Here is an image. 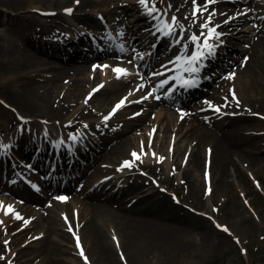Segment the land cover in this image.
<instances>
[{
    "label": "bare ground",
    "instance_id": "obj_1",
    "mask_svg": "<svg viewBox=\"0 0 264 264\" xmlns=\"http://www.w3.org/2000/svg\"><path fill=\"white\" fill-rule=\"evenodd\" d=\"M196 2L204 6L207 0ZM190 6L194 7L193 0H167L165 11L150 19L153 7L146 9L139 0H0V24L11 25L4 29L6 33L0 29V167L11 165L3 153L13 149V138L26 126L34 131L21 133L20 139L28 142L27 150L41 141L47 144L49 134L40 135L39 129L52 119H56V135L68 128L77 131L81 122L97 131L96 137L90 135L88 148L83 146L74 159L66 161L73 168L81 165L82 173L74 176L70 172L49 180L43 170L33 167L32 161L20 160L18 173L8 174L7 182H0V238L7 228L9 233L20 228L17 223L23 219L31 220L34 229L24 241L16 237L17 247L32 248L21 250L19 257V250L6 251L0 240V264H5L3 257L11 264H76L73 256L77 254L84 262L77 259V264H174L172 253L178 249L184 229L195 227L203 233L213 229L208 219L163 190V183L175 174L174 169L183 170L179 181L187 187L184 201L192 207L208 211L218 207L216 216L223 218L232 234L254 227V217L237 206L215 199L212 204L203 186L205 177L222 187L232 183V177L244 178L247 196L260 194L250 183L248 171L258 164L264 166V2L218 0L195 17L193 9L187 10ZM66 9H72L71 13ZM244 10L247 13L239 15ZM152 14L159 13L154 10ZM209 16V25L217 24L216 32L226 33L209 39L217 52L212 63H223L208 79L207 83H214L212 89L201 84L202 90L185 94L191 88L185 81L192 77L197 80L198 74L185 70L189 67L183 64L187 56L178 49L181 45L196 47L191 40L193 34L203 43L210 27L201 25ZM173 17L176 25L171 34L156 38L154 25H150L164 21L167 33ZM102 19L107 22L103 24ZM91 28L90 32L85 30ZM69 30L76 31L81 40L96 43L81 53L73 45L75 39L68 41L70 48L51 41V37L66 35ZM134 36L146 44L154 38L159 41L150 59L148 49L144 54L143 50L141 55L133 54L138 50L130 40ZM230 36L239 40L238 50L229 47L234 42ZM53 46L58 48L51 50ZM39 51L51 52V57L63 63L44 61L37 55ZM131 59L142 66L141 70L130 69ZM232 62H236L234 71L221 78ZM155 64L164 71L150 74ZM119 66L127 75L114 71ZM161 78H165L163 85L158 81ZM148 80L158 96L150 93ZM115 92L119 93L118 101L111 97ZM203 92H208L206 98L192 102L195 94ZM122 100L124 105L109 114V106ZM161 102L179 104L178 109L184 113L177 109L176 115L172 106L159 108ZM204 103L210 105L206 111L199 109ZM190 109L195 111L194 116L188 115ZM217 113L222 116L212 117ZM20 117L26 119L21 122ZM155 129L159 141L154 146ZM142 144L145 147L141 148ZM45 148L36 150L39 158ZM134 152L140 159L133 157ZM182 152L187 158L180 161ZM85 157L87 161L82 160ZM128 160L140 164L141 169L125 167ZM59 169L64 168L61 165ZM116 169L119 176L101 181L102 176ZM15 177L24 185H16ZM66 177L72 178L64 186L58 184ZM58 193L63 194L52 196ZM129 195L133 196L128 199ZM17 213L22 219H16ZM26 226L24 223L21 231ZM72 227L78 233L79 245L71 234ZM226 242V237L218 241ZM81 249L83 256L79 254ZM25 257L28 260L19 263Z\"/></svg>",
    "mask_w": 264,
    "mask_h": 264
},
{
    "label": "rangeland",
    "instance_id": "obj_2",
    "mask_svg": "<svg viewBox=\"0 0 264 264\" xmlns=\"http://www.w3.org/2000/svg\"><path fill=\"white\" fill-rule=\"evenodd\" d=\"M160 1H162L163 5H160ZM218 1V0H216ZM152 2V6L155 7V10L158 13H162L163 11H165V9L167 8V0H151ZM261 2H264V0H261ZM162 6V7H161ZM151 7V5H150ZM194 7L190 6L187 7V10H191ZM248 10H244L241 11L239 13V15L245 14L247 13ZM70 18V17H69ZM253 22H251L252 24ZM143 24V23H141ZM160 24H164V22L162 23H156V29L154 28V32H158V35H156V37H162V33L159 32V25ZM11 26L10 24H8L7 22H4L2 24H0V29H2V31L4 33H6V31L4 30L5 28ZM257 30H254L253 33H255ZM177 33V32H176ZM179 33V32H178ZM10 35H13V32L8 33ZM224 34V33H223ZM181 36V35H180ZM233 38L232 44L230 43L229 47H231L233 50H238L237 46L240 45L239 40H237L236 38H234L233 36H230ZM132 44L136 45L139 42H143L140 45H136L137 46V51H135V55L140 54V51H142L141 53L144 54L145 50H149L150 52L148 53V59L151 58L152 55H154V50L156 49V46L158 45V42H155L154 40H151L149 43L146 44V42H144L142 39H140L138 36H134L131 39ZM138 42V43H137ZM244 44V42H243ZM185 48V45H181V48H179L178 50L181 51ZM232 52V51H230ZM168 54H171L168 53ZM37 55L44 61L47 60H52L55 61V63L57 64H62L63 62L59 59H53L50 56L44 54L42 51L37 52ZM233 56H241L237 55L236 53L233 54ZM145 57V55L143 56V58ZM94 60V59H93ZM92 61V60H90ZM130 61V60H129ZM132 62V63H131ZM130 62V69H135V70H140V67L138 66L137 63H135L134 61L131 60ZM65 63V62H64ZM223 62H220V66L222 65ZM212 65L211 68L209 69V71L205 72V79L202 78L201 83L204 86H208L209 89H212V87H214V83H207L209 80V78L211 77V74H213L215 71L218 70V66ZM236 66V62H232L230 63V65L227 67V69H225L221 75V78L225 77L226 75H228L229 73L234 71V68ZM142 67V66H141ZM120 69V66L117 67ZM162 67L159 65H156L151 69V71L149 72L151 73H159L160 69ZM236 77V75L234 76ZM161 80H163V78H161ZM242 79H239L238 85L240 84V81ZM150 85H151V92L153 94H155L154 92H156L154 90V85L151 84V81L148 80L147 81ZM162 82V81H160ZM4 88V87H3ZM202 86L200 85L199 88L197 89V91L202 90L201 89ZM162 93V92H161ZM108 95V94H107ZM106 95V96H107ZM208 95V92H203L200 93L199 95H194L192 97V102L196 101V100H200L203 98H206V96ZM111 97L113 99H116V101L119 100V93H112ZM3 98L2 97V93L0 90V99ZM190 98V96H189ZM4 104V103H3ZM172 106L174 109H172L175 114L177 115L178 112L179 113H184L183 109H178L179 108V104H175V103H167V102H162L160 107L163 106ZM1 106H4L1 104ZM5 106H8L5 104ZM117 103L114 104L113 106H109L108 112L109 114H112L114 112V109L116 108ZM210 105H205L201 104V106L199 107V109L203 108V111L207 110V108ZM146 107V106H143ZM4 108V107H1ZM6 109V107L4 108ZM178 109V112H177ZM8 110V109H6ZM232 114H235L234 112H231ZM237 114V113H236ZM133 115V114H132ZM155 115V111L153 110L151 112V118L152 116ZM188 115L190 116H194L195 115V111L190 109L188 111ZM131 115H128L127 117H129ZM222 114L217 113L216 115L212 116V117H221ZM184 117V116H183ZM24 118V117H23ZM2 119H3V115H2ZM21 119V117H20ZM20 119H18L19 121H21ZM23 122V121H21ZM54 122H56V119H52L49 121H46V123H44V125L40 128V131H46V128H49L52 124H54ZM176 122V121H175ZM83 122H81L80 124H82ZM83 127L86 128V125H84ZM26 129L22 132H20V135L18 137H14V141H16L17 143V147H15L14 149H12L11 151L8 152V154H4L7 158L11 159V161L14 163V161L16 162V160H18V157H22V153L20 152L24 146H26V140H21L20 137H22L21 133L24 132H28L31 130L30 127L26 126ZM86 130H88L86 128ZM262 132L261 134L264 136V124L262 126ZM32 132H34L33 130H31ZM90 133L92 134V136H97V131L96 129H92L89 128ZM158 130L155 129L152 132L153 135V139H155V136H157ZM162 137H164L162 135ZM16 138V139H15ZM165 139V138H164ZM154 146L156 145V142L159 141L158 137L154 140ZM166 141L167 144H169V137H166ZM148 140L145 141V144L148 145ZM162 144H165V141L162 142L160 141ZM153 143V142H152ZM145 147L144 144L141 145V148ZM173 148V146L171 147ZM149 153V152H147ZM152 154H158V152H153ZM159 156H164L163 154L159 155ZM87 157V156H86ZM86 157L83 158V161H87ZM165 157V156H164ZM186 152L180 155V161L183 159H186ZM26 159V158H25ZM134 162V161H132ZM132 164L131 168H139L140 166L138 164ZM186 165H184L185 167ZM64 169L61 172H65V175L68 176V173H73L74 176H76V174L78 173H82V166L81 165H75L73 169H71L70 166L64 165L63 166ZM12 168V167H11ZM138 169V170H139ZM184 169V168H183ZM174 169L175 174L168 178V182L167 183H163L162 187L164 188V191H167L170 195V197H172L174 200H176L177 202L183 203L185 206H187L188 208H190L191 210H193L195 213H197V215H201L204 216L206 219H208V221L210 222L211 226H212V230H208L206 233L201 232L199 229H196L195 227L189 228V229H184L182 231V233L180 234V245L178 247L177 250H175L172 253V257H173V262L174 264H264V166L262 164H258L257 166H255L252 169H249L248 171V175H249V180L250 183L255 187L258 188L260 191L258 195H253V196H247V192L245 190V179H236L234 177H232V183H225L224 187L216 185L214 182H211L209 180L206 179V177L204 178L205 184L203 186V191L206 193V195H208V197L210 196V199L212 204H215L214 201H212V199L219 200L220 202H229L232 205L237 206L241 211H243L245 214H247L248 216H252L253 220L256 221L254 224V227L250 228L249 231H245V229H243V231L241 230H236L235 234H232L231 229H229V227L227 226L226 222H224L223 218H218L216 215L218 212V207H214V209L208 211L204 208H195L192 207L188 202L184 201V197L186 195L187 192V187L185 185H181L180 181H179V174L183 172V170L179 169ZM115 172H119L118 169L116 170H112L110 172H108L106 175L102 176V180L108 178V177H113V176H119V173H115ZM62 174V173H61ZM61 174H58L59 176ZM73 176V177H74ZM72 177L65 178V182H68ZM116 180V179H115ZM115 180L112 182L114 183ZM61 182L59 181V184ZM66 185V184H65ZM152 186H155V189H158V185H156L155 183L151 184ZM151 185H148L146 188H149ZM76 188V187H75ZM74 191V189H73ZM73 191H69L68 193H72ZM147 192H145L146 194ZM63 193H58V194H53L52 196H58V195H62ZM144 195L140 194V196ZM133 195H129L127 198H131ZM136 200V199H135ZM28 219V218H27ZM24 221L25 224L27 225V229L24 231H21L22 228H24ZM31 220L27 221V220H21L19 221V223H23L22 227H20L19 229H17L15 232L12 233H3L0 240L4 242L5 244V249L6 251H13V248H16L15 252L19 250L18 253V257L20 256V252L21 250H28L30 249L31 246L27 245L26 247L23 246H18L17 247V241H16V237L19 238V241H24L25 238H27L28 235L34 233V229L33 227H31V224L29 223ZM30 224V225H29ZM227 229V231H225L224 229ZM16 235V236H15ZM15 236V238H14ZM26 236V237H25ZM222 237H226V244H219L218 241L222 238ZM8 242V243H7ZM8 244V246L6 245ZM8 247V248H7ZM32 250V248L30 249ZM78 251V250H77ZM79 254L81 255V251L79 252ZM74 255V254H72ZM76 259V264H77V259L81 260V262H83L82 258L80 256L74 255L73 256ZM28 260L26 257L23 258L22 260L19 261V263L21 261H26ZM3 262H5V264H11L7 263L6 259L3 257ZM84 263V262H83ZM28 264H31V261H28Z\"/></svg>",
    "mask_w": 264,
    "mask_h": 264
},
{
    "label": "snow or ice",
    "instance_id": "obj_3",
    "mask_svg": "<svg viewBox=\"0 0 264 264\" xmlns=\"http://www.w3.org/2000/svg\"><path fill=\"white\" fill-rule=\"evenodd\" d=\"M78 2H79V0H77V3ZM139 2L142 5H144L145 7H148V0H139ZM215 2H216V0H207L206 5L200 6V5L197 4L196 0H193V6H194V8H193V16L195 17L197 15V13H201L202 11H207V5L215 3ZM154 10H155L154 7L152 9H150L149 10V15H151L152 11H154ZM71 11H72V9H66V12H68L69 14L71 13ZM213 15H214V13H213ZM172 21H173V24H172V26H168L169 31L166 34H171L174 26L176 25V18L175 17L172 18ZM210 23H211V16H209L208 21L206 23L202 24L201 27L202 28H209V24ZM220 35H221L220 33L216 32V28L215 27L210 28L208 33H207V35H206V38L203 41L202 45L199 43V38L195 34H193L191 36V40H192L193 43L196 44L198 50H197V52L194 55H192L191 57L187 58L184 61L189 66L188 68L185 69L186 71H188L190 73H198L200 71V69L198 67H196L195 65H197L199 63V61L205 56L204 51H202L201 49H206L207 50V55H209V56L212 55L214 53V45L209 43V39H213V38L218 39ZM177 43H179V40L177 41ZM185 48H187V45H185ZM105 67H107V66H105ZM114 71L117 72L118 74L127 75V72L124 69L117 68V69H114ZM118 78H119V75H118ZM185 83L187 84L188 82L185 81ZM195 83H196V81L193 80L192 84L194 85ZM101 87H102V85H101ZM145 99H147V97H145ZM156 99H159V97H156ZM85 103H87V100L85 101ZM123 105H124V101L122 100L120 102V104H118L116 106V109H114V112L112 114H115V110H118ZM215 110L219 111V108H216ZM109 118L110 117H105V120H107ZM181 118H183V117H181ZM132 155H133L134 158L140 159V157L138 156L137 153L134 152V153H132ZM124 166L125 167H131L132 164H131V162H127L126 161ZM60 199L61 200H65L66 198L61 197ZM16 219H22V217H20L19 214L17 213L16 214ZM65 219L67 220V217H65ZM0 223H2V222H0ZM224 230L227 231L226 228ZM77 244L79 245V238L78 237H77ZM81 255L82 256L84 255L82 249H81ZM84 258H85V260H87L86 256Z\"/></svg>",
    "mask_w": 264,
    "mask_h": 264
}]
</instances>
